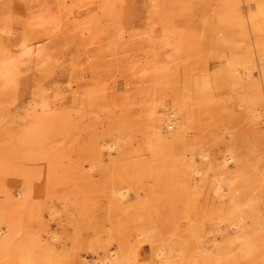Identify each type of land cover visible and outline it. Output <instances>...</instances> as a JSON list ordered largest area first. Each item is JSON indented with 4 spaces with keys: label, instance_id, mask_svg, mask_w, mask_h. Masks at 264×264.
<instances>
[{
    "label": "rangeland",
    "instance_id": "374dc122",
    "mask_svg": "<svg viewBox=\"0 0 264 264\" xmlns=\"http://www.w3.org/2000/svg\"><path fill=\"white\" fill-rule=\"evenodd\" d=\"M230 2L0 0V264H28L32 235L44 264L115 252L164 264L157 244L174 250L169 264H221L230 257L211 251L230 246L237 264H264V122L249 135L245 115L251 99L264 105V0ZM168 105L183 124L178 134L161 122L169 146L153 125ZM115 161L123 202L106 173ZM137 229L149 239L135 241Z\"/></svg>",
    "mask_w": 264,
    "mask_h": 264
},
{
    "label": "bare ground",
    "instance_id": "6f19581e",
    "mask_svg": "<svg viewBox=\"0 0 264 264\" xmlns=\"http://www.w3.org/2000/svg\"><path fill=\"white\" fill-rule=\"evenodd\" d=\"M241 1H243V0H238V3L230 2V4L228 3L227 5H225V9L230 10L234 7H238V5ZM246 1H248V0H246ZM254 2H256L255 4L257 5L258 9H262V7H260V6H262V5H260L261 1H254ZM258 28H259V26H255V29L259 30ZM244 43L245 42H241V44H244ZM259 44H261L260 39L257 42L255 41V39L254 40H248V42H247V52H249L248 57H246V55H243L242 58L240 59V64L242 67L240 69L241 70L240 72L243 74L245 85H248V84L250 85L249 81H250V78L252 76V71L257 66V63H256V61L253 60V58H258V52L257 51L260 48ZM257 89H258V93H259V91L261 90V87L254 88L253 92L256 91ZM249 92H251V91H249ZM175 106H172V107H170V105L165 106L163 108V114L159 117H157L155 115L153 118V120H155V122H153V125L155 127L154 132L157 135V138H158L157 142L159 144L165 143L166 145L169 146V140L167 138V136H169V134L165 135L164 132H162L163 126H162L161 122L164 123V125H166L167 127L175 128V132L178 134H180V132H182V130H183V124L178 122L182 114L179 113V110ZM245 115L246 116L248 115V118L250 119V122H251L250 124L252 125L251 129H249L250 127L248 128L247 134L251 135V134L255 133V135H256L257 134L256 130L253 128L256 127L255 125L264 122V105L259 107V105H256L255 102H253L251 99L250 104H249V108L246 111ZM156 119H158V121H160V122H158ZM251 125H249V126H251ZM253 125H254V127H253ZM209 132L213 133V130H210ZM259 135L260 134H257V136H259ZM262 136H264V135L262 134ZM98 143L99 142L97 141V143L95 145V147H97V148H95L94 152L95 153L98 152L95 157L101 159L102 150L99 147ZM153 147H154V145L152 146V148ZM113 148L114 147L112 144L110 146V149H109L110 153H112ZM204 156L208 157V153L204 152ZM209 157H208V161H207L208 164H210L212 162L211 158H209ZM234 159H235V155L233 154V151L230 150L226 154H224L221 158V164H222L223 168L220 170V173L223 174L225 172V169H226L225 167L229 166V164L232 163L234 161ZM115 162H117V161H115ZM121 165H122L121 161L114 163L113 166H111L110 168H108V170H106V173L108 172V175L111 177V180H110L111 183H109V184H111L110 188L112 191V195L118 194L119 195L118 200L123 202L128 197V194H127V190H121L122 178L119 177V174L121 173V171H120ZM200 170L201 169H197V171H200ZM215 186L219 192V190L222 187L221 179H219V182L216 183ZM130 206H132V205H130ZM143 207H145V206H143ZM151 218H150L151 219L150 221L153 222V220H155V219L153 218V216ZM135 220H136V218H135ZM242 220H243V216L241 218V221ZM239 225L240 224L236 222V226L239 227ZM239 228H241V227H239ZM239 228H237V229H239ZM223 229L224 228L221 226V224L218 223L217 230L219 231V230H223ZM52 236L55 237V235H52ZM148 236H149V234H147L146 231H144L143 229H139V230L137 229L134 231L135 241H137L139 243L142 241L148 240L149 239ZM128 238H129V236H128ZM29 239L32 240L36 244L37 247H36L35 254L34 253L32 254V258L27 259L28 264H44L42 262L41 255H43L42 250L44 249L45 244L42 243V241L39 239V237L36 238L33 235H32V237L30 236ZM217 240H218L217 237H214L212 245L216 246ZM151 247L156 251V255H158L157 257H158V260L160 261V263H164V264L170 263L171 254H172V252H174L172 247L166 248V247L160 246L159 244L152 245ZM237 247L240 248L239 246H237ZM189 248H190L191 254L193 253L194 257H195V255H201L202 253H209V251H210V248L206 247L205 245H202L200 248H196L194 245H192V246L190 245ZM145 249H146V247L143 246L142 250H145ZM142 250H140V251H142ZM233 251H235V248H232L230 246V247L226 248L225 250H222V249L219 250L218 249V251H216V252H213V251H211V252L216 254V255H218L220 253H226L225 255L230 257V260L224 261L223 257L217 256L215 259L216 262H219L221 264H237L239 262V253H237L236 251H235L236 253H234ZM244 251H245V253H247L250 250L244 249ZM229 252H233V253H229ZM117 256H118V253L115 252L112 255V258H110L108 260H95L92 264H122L124 260L123 259L118 260ZM129 259H130V257H129Z\"/></svg>",
    "mask_w": 264,
    "mask_h": 264
}]
</instances>
